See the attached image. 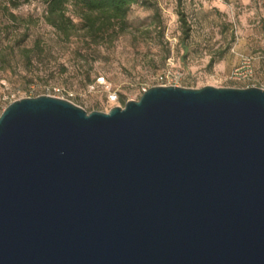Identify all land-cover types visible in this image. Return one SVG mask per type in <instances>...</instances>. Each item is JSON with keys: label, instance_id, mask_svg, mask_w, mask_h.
I'll return each instance as SVG.
<instances>
[{"label": "water", "instance_id": "95a60500", "mask_svg": "<svg viewBox=\"0 0 264 264\" xmlns=\"http://www.w3.org/2000/svg\"><path fill=\"white\" fill-rule=\"evenodd\" d=\"M0 264H264V89L156 86L0 115Z\"/></svg>", "mask_w": 264, "mask_h": 264}, {"label": "rangeland", "instance_id": "374dc122", "mask_svg": "<svg viewBox=\"0 0 264 264\" xmlns=\"http://www.w3.org/2000/svg\"><path fill=\"white\" fill-rule=\"evenodd\" d=\"M10 1L0 0V115L39 96L108 113L156 86L245 88L229 79L242 56L254 58L255 87L264 89V0H146L131 7L118 36L73 17L69 39L46 22L42 0ZM98 77L105 84L92 88Z\"/></svg>", "mask_w": 264, "mask_h": 264}, {"label": "trees", "instance_id": "16d2710c", "mask_svg": "<svg viewBox=\"0 0 264 264\" xmlns=\"http://www.w3.org/2000/svg\"><path fill=\"white\" fill-rule=\"evenodd\" d=\"M31 0H11L14 8L21 2ZM46 4L45 20L54 27L60 35L69 39L77 29L73 17H80L88 30L96 34H106L111 38L118 36L127 28L126 19L133 5L143 4L146 0H42ZM69 6L73 13L69 14ZM184 33L189 36L190 27L184 15L181 14ZM214 61H211L213 64Z\"/></svg>", "mask_w": 264, "mask_h": 264}, {"label": "built area", "instance_id": "2783aa9c", "mask_svg": "<svg viewBox=\"0 0 264 264\" xmlns=\"http://www.w3.org/2000/svg\"><path fill=\"white\" fill-rule=\"evenodd\" d=\"M253 61L254 58L252 56H242L239 66L234 69L229 79L231 81L244 83L246 85L245 88L255 87L256 78ZM97 84H105V78L98 77L96 83L91 85L92 88H95ZM109 98L111 101H116L118 99V95L110 92Z\"/></svg>", "mask_w": 264, "mask_h": 264}]
</instances>
